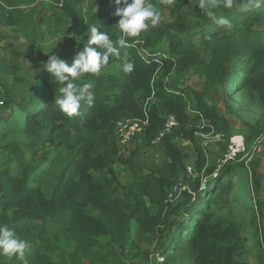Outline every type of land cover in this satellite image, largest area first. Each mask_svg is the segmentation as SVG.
<instances>
[{"label":"trees","instance_id":"1","mask_svg":"<svg viewBox=\"0 0 264 264\" xmlns=\"http://www.w3.org/2000/svg\"><path fill=\"white\" fill-rule=\"evenodd\" d=\"M37 1L0 0V22L18 27L28 43L44 33L41 17L23 8ZM174 1L173 19L153 26L165 0H97L85 55L40 69L19 99L2 78L17 77L15 65L0 59L9 112L0 118V264H250L238 258L246 246L239 225L218 214L230 199V170H249L228 162L214 175L218 168L196 135L204 119L205 130L215 128L228 142L235 129L173 76L201 68L229 92L244 69L264 98V0ZM82 2L64 0L65 11L49 21L59 29L70 13L83 21ZM170 116L180 127L161 138L166 162L146 170L136 151L122 157L115 137L121 119L148 120L143 143L150 146ZM260 133L242 132L247 140ZM178 136L195 145L196 177ZM119 164L130 175L125 184ZM257 168L255 204L264 222V170ZM180 179L188 190L168 204ZM260 234L256 259L264 264ZM147 236L161 259L153 262L141 248Z\"/></svg>","mask_w":264,"mask_h":264},{"label":"rangeland","instance_id":"2","mask_svg":"<svg viewBox=\"0 0 264 264\" xmlns=\"http://www.w3.org/2000/svg\"><path fill=\"white\" fill-rule=\"evenodd\" d=\"M192 1L189 0V3L192 4ZM174 3V0H165L164 6L157 10L149 25L159 26L163 22L172 20L171 8ZM63 6L64 0H40L23 7L26 15L39 16L43 20L41 26V30L44 32L42 39L37 38L34 43L26 42L24 33L18 27L4 26V23L0 22V59L5 64L15 65L17 71V77L3 75L2 78L7 81L6 83L12 89V95L17 96L18 99L27 93L33 78L40 69L48 68L50 70L58 60L85 55L82 49L86 47L84 44L88 33L87 19L100 12L97 0H83L80 5L84 12L83 21L76 14L70 13V18L59 29L49 21V18L57 10L65 11L62 9ZM73 19H78V23L74 24ZM197 45L200 49L198 42ZM247 74L243 69L239 73L237 83L234 86H231V83L227 85L229 92H226L228 89H225L223 85L213 84L201 68L188 69L182 77L171 76L177 79L180 86L189 87L201 94L206 102L214 106L219 114L225 116L235 129L236 133L228 142L224 139L223 134L217 132L215 128L205 130L203 127L207 121L204 119L200 129L196 131V135L202 143L209 165L218 168L214 175H217L223 164L228 162L235 165L243 163L249 170L248 172L244 169L237 172L234 169L230 170L228 174V178L232 182L230 199L221 206L218 214L229 216L242 230L246 246L238 253V258L242 261H248L250 264H258L255 243L257 238L261 237L260 233L264 235V222L259 220L256 210L257 194L251 168L253 164H258L257 169L259 171L264 170V98L251 87L248 79H244ZM166 81H168L167 78ZM4 106L1 90L0 118L6 117L9 113ZM141 123L144 128L143 132L131 139L127 146L123 147L119 144L122 133L118 129L115 137L120 145V150L124 151L122 156L124 159H128L131 153L136 151L137 159L143 163L146 170H150L166 162L167 159L163 152L161 139L153 140L150 146L143 143L149 121L145 120ZM178 126L180 127V123L177 121L176 127ZM254 127H257L261 133L252 137L251 140H247L242 132ZM176 141L187 155L188 174L196 177L198 159L194 143L182 136H178ZM116 170L120 174V180L123 184L130 180V175L125 171L123 164L117 165ZM203 175L207 181L209 176H206V169L203 171ZM177 185L179 189H176ZM262 185L264 186V181H262ZM186 190H188V185L184 183V179H180L168 194V204L175 202ZM263 196L264 193L261 197L263 198ZM156 247L157 241H151L150 236L144 238L141 244V248L151 253L153 262L161 259ZM128 263L130 264L129 261Z\"/></svg>","mask_w":264,"mask_h":264},{"label":"built area","instance_id":"3","mask_svg":"<svg viewBox=\"0 0 264 264\" xmlns=\"http://www.w3.org/2000/svg\"><path fill=\"white\" fill-rule=\"evenodd\" d=\"M177 126V121L174 116H170L166 122L164 129L160 132L157 140H160L166 133H169L174 127ZM117 129L122 135L120 136L119 144L123 147L127 146L131 139L135 136L140 135L143 132V124L138 119L124 118L117 123ZM176 189H179V186H176Z\"/></svg>","mask_w":264,"mask_h":264},{"label":"bare ground","instance_id":"4","mask_svg":"<svg viewBox=\"0 0 264 264\" xmlns=\"http://www.w3.org/2000/svg\"><path fill=\"white\" fill-rule=\"evenodd\" d=\"M238 140V139H237Z\"/></svg>","mask_w":264,"mask_h":264},{"label":"crops","instance_id":"5","mask_svg":"<svg viewBox=\"0 0 264 264\" xmlns=\"http://www.w3.org/2000/svg\"><path fill=\"white\" fill-rule=\"evenodd\" d=\"M27 42V41H26Z\"/></svg>","mask_w":264,"mask_h":264}]
</instances>
